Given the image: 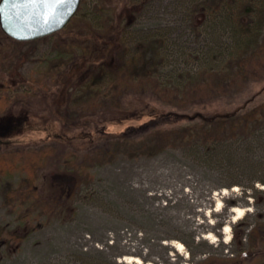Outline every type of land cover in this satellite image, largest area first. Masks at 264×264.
Wrapping results in <instances>:
<instances>
[{"label": "rangeland", "instance_id": "obj_1", "mask_svg": "<svg viewBox=\"0 0 264 264\" xmlns=\"http://www.w3.org/2000/svg\"><path fill=\"white\" fill-rule=\"evenodd\" d=\"M216 1L81 0L51 35L20 41L0 27V97L10 100L5 111L40 121L17 145L52 147L36 184L59 202L20 197L14 191L25 173L16 166L0 172V233L24 235L0 243V264H264V168L252 166L264 158V130L254 156L239 136L234 159L221 162L209 158L198 135H160L190 127L196 114L247 112L264 102V74L187 110L161 100L216 76L234 52L220 58L224 41H260L249 27L239 31L240 23L215 25L208 11ZM242 2L253 0H239L240 10ZM250 7L254 14L241 21H253V29L261 22L264 34V0ZM143 66L145 79L163 84L156 93L151 81L135 83L130 70ZM235 206L244 209L239 220ZM208 233L216 240H203ZM178 242L181 251L172 245Z\"/></svg>", "mask_w": 264, "mask_h": 264}, {"label": "trees", "instance_id": "obj_2", "mask_svg": "<svg viewBox=\"0 0 264 264\" xmlns=\"http://www.w3.org/2000/svg\"><path fill=\"white\" fill-rule=\"evenodd\" d=\"M243 2L242 4L244 8L240 10L239 0H218L215 3V7L217 8L210 7L211 11L208 12H212V14L215 15V25L217 23L224 24L222 25L223 27L230 24V26L233 27V24H235L236 27H238L239 24L237 23H240L242 26L238 28L239 31H242V28H244V31L245 27H249L251 28L250 31H254V33L257 31L256 34L261 33L260 39H258L260 41H256L257 43L242 42L241 44H238V39H233L231 36L233 39L231 43L233 44L227 45V42L224 41L225 46L222 45V48L219 49L221 50L219 55L222 56L220 58H224V54L228 50H233L234 52L232 51L233 54L230 55L232 57L229 61L224 62L215 68L217 73L216 76L213 77L214 79L204 78L202 81L194 82L183 93L177 91L168 92L167 94L164 93L163 98H160L162 102L171 104L180 110H187L195 104H209L219 98L233 95V93L242 91L251 81L263 77L264 34L261 32V22L257 23L256 27L253 29L254 25L251 24L253 21L249 23L242 22L243 20L241 21V16L244 12L251 16L254 14L253 7H250L254 4V0L251 5L247 4V2ZM225 9H227V11ZM221 10H225L226 12L221 14ZM219 14L223 15V21L218 19ZM234 31L236 32L238 30L236 29ZM243 31L242 33H245V31ZM221 34L227 36V34L230 33H225L221 30ZM227 38L230 39V36ZM222 51L226 52L223 54ZM246 51L249 52L244 55L243 53ZM223 67H226V73L221 74L220 72L223 71ZM146 68V66H143L141 71L139 67H134L130 71H133L134 74L137 73L138 81L136 80L135 83L138 84V86L144 85V81H148L149 83L151 81L153 84L152 87L156 93L158 88L163 84L160 83L157 78L151 79L150 76H147L145 79L144 76L147 74ZM121 71H123V69L119 67L118 73ZM144 72L145 74L143 75ZM219 73L221 75H219ZM128 74L129 73L124 76L129 77L132 75ZM122 78L123 77L119 78L121 82L123 80ZM248 102L249 101L245 103L246 106ZM9 103V99L0 97V172L8 167L14 168V166H16L25 173V178L15 189V194L22 198L35 199L37 197L39 199L38 201L43 203L54 201L58 205L59 202L57 198H54L53 196L49 198V196L45 194H40L36 184L37 175L41 167L40 161L52 153V147L50 145L37 147L17 145L18 142L20 143L21 141H24L25 136H27L25 131L37 124L39 125L40 121L32 119L23 111H8V109L5 111ZM243 109L245 108L241 107L236 111L212 115L196 114V117H200L199 121L190 124V127H186L187 129L183 128L179 131L174 129L164 130L160 132V135H163V139H166L164 135L172 133H177V135H180L182 138H186V135H198L200 143L207 146L209 152H207V154L209 155V158L218 160L219 162L224 159H234L230 155L232 154L230 151L233 146H236L238 143L237 140H234V137L240 136L239 139L249 142V151H251L254 156V145L258 149L256 137L262 133L260 131L264 130V102L247 112L243 111ZM171 113L174 114L177 112ZM64 153L63 155H68V151ZM249 157L253 160V157L250 155ZM245 159L247 160L249 158ZM255 159V161H252L254 165L251 163L252 166L257 169L264 168V158ZM261 181L264 182V180ZM32 209L33 208L30 209L31 211H29V213L33 211ZM1 237H3V239L0 243L5 242V240L22 241L24 239V235L17 231H11L6 235L0 233V238ZM262 243L264 246V239L262 240Z\"/></svg>", "mask_w": 264, "mask_h": 264}, {"label": "water", "instance_id": "obj_3", "mask_svg": "<svg viewBox=\"0 0 264 264\" xmlns=\"http://www.w3.org/2000/svg\"><path fill=\"white\" fill-rule=\"evenodd\" d=\"M81 0H0V26L9 37L33 40L63 29Z\"/></svg>", "mask_w": 264, "mask_h": 264}, {"label": "bare ground", "instance_id": "obj_4", "mask_svg": "<svg viewBox=\"0 0 264 264\" xmlns=\"http://www.w3.org/2000/svg\"><path fill=\"white\" fill-rule=\"evenodd\" d=\"M120 176L122 177V178H121L122 181L126 178L125 176H127V175H125L124 168H121V169H120ZM129 184H130V183H128V187H129V188H132V186H130ZM134 188H135V187H134ZM226 192H227L226 190H223V191L220 192V193L226 194ZM232 211L235 213V218H234V220H239V219H241V218L243 217V215H244V209L241 208L240 206H235L234 208H232ZM202 224L205 225V224H206V221H203ZM223 232L227 234V237H226V239H225V242L229 241V235H230V227H229V225H226V226L223 228ZM209 238H214V236L211 235L210 233L205 234L203 240H205V239L207 240V239H209ZM201 240H202V239H201ZM215 240H216V239L214 238L212 241H215ZM172 245H174V246L176 247V249H178L179 251H181V249H182V244H181V242H178V243H176V244H172ZM133 260H134L135 262H137L138 264H141V259H139V258H133Z\"/></svg>", "mask_w": 264, "mask_h": 264}]
</instances>
